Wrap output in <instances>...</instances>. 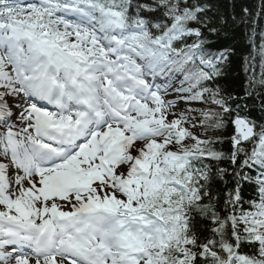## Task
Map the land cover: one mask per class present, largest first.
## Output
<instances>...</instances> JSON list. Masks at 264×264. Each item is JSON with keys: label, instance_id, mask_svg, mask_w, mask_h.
<instances>
[{"label": "snow or ice", "instance_id": "snow-or-ice-1", "mask_svg": "<svg viewBox=\"0 0 264 264\" xmlns=\"http://www.w3.org/2000/svg\"><path fill=\"white\" fill-rule=\"evenodd\" d=\"M232 8L0 0V264H264V0Z\"/></svg>", "mask_w": 264, "mask_h": 264}, {"label": "trees", "instance_id": "trees-1", "mask_svg": "<svg viewBox=\"0 0 264 264\" xmlns=\"http://www.w3.org/2000/svg\"><path fill=\"white\" fill-rule=\"evenodd\" d=\"M213 2L216 3L220 10L225 13L233 11V3H235V12L237 13L240 12L241 7L246 6L249 7L255 14V12L258 11L261 6V0H213ZM257 19L258 23L264 26V18L258 17ZM244 31L245 30L243 26L234 31L235 40L232 41V43L236 49V52L232 57L231 71L227 77L221 80V84L227 88H231L233 86L232 81L236 78L237 75L243 77V73L241 71V63L243 57L250 51V47L247 45L243 38ZM248 194L249 193H246V195Z\"/></svg>", "mask_w": 264, "mask_h": 264}]
</instances>
